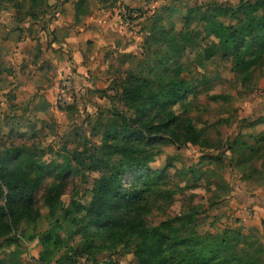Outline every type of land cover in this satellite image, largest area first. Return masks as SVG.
Listing matches in <instances>:
<instances>
[{
    "label": "rangeland",
    "instance_id": "374dc122",
    "mask_svg": "<svg viewBox=\"0 0 264 264\" xmlns=\"http://www.w3.org/2000/svg\"><path fill=\"white\" fill-rule=\"evenodd\" d=\"M245 1L254 0H131L130 5L106 0L105 4L110 3L106 9L116 8L109 17H119L120 25H126V30L120 32L117 28L119 37L104 45L101 55V50L95 53L94 42H90L89 53L95 59L89 64L91 60L85 55V65L91 67L86 75L73 66L70 51L55 48L53 41L46 39V28L41 22L52 11L47 2L31 9L32 0H0L2 6L18 8L17 22L11 21V14L3 15L5 22H0V152L14 141L16 144L27 142L28 147L46 150V160L53 158L60 163L64 153L100 144L99 123L113 118L110 110L113 105L133 117L134 111L120 101V96L115 98L117 93L110 88L120 84V77H124L127 69L155 68L154 60L168 53L165 44L150 43L149 50L145 46L149 30L156 23L178 36L184 45L183 53L170 62L172 65L179 60L183 73L177 79L171 73L168 81L179 82L184 78L190 81L193 92L173 110L179 116L192 119L202 132V142L182 145L166 135L161 140L158 138L155 147L145 151L150 158L148 167L168 173L167 188L174 192L168 205L160 202L146 215L148 225L158 226L168 218L194 214L202 233L216 234L226 227L244 226L262 234L264 219L258 226H246L242 218L231 216L229 199L225 197L231 193L234 196L233 190L241 188L261 193L259 200L264 201V187H258L251 179H243L239 171L231 168L228 165L230 152L226 150L229 142L240 135L246 142L264 147V121L254 125L241 122L264 117V60L245 82L235 69L231 55L208 54L217 43L210 30L236 24L243 14L234 17L232 10ZM85 6L95 13L99 0H86ZM30 12L40 23L25 22ZM20 43L22 51L18 52L15 48ZM53 56L59 59V64L49 59ZM71 106L75 111L68 110ZM256 165L260 166L261 162L257 160ZM102 174L83 169L87 182L82 176L71 177L54 214L42 196L47 188L56 186V180L46 177L37 192L40 218L35 224H21L17 235L24 233L26 238L3 242L0 264H45L39 260L44 248L38 234L53 231L56 219H62L60 209L72 199L87 203L93 179ZM136 175L133 171L127 180L132 181ZM250 205L252 215L256 216L254 204ZM66 230L70 231L68 226ZM57 231L68 244L76 247V243L69 240V233L63 229ZM74 239L79 241V236ZM96 242L99 245L101 241ZM139 242L138 238L128 245L106 242V247L100 248L101 253L96 255L98 264L117 261L136 264L132 247ZM70 250L65 245L52 248L54 259L50 264L66 256L74 257ZM77 264H93V261L84 256L77 259Z\"/></svg>",
    "mask_w": 264,
    "mask_h": 264
},
{
    "label": "trees",
    "instance_id": "16d2710c",
    "mask_svg": "<svg viewBox=\"0 0 264 264\" xmlns=\"http://www.w3.org/2000/svg\"><path fill=\"white\" fill-rule=\"evenodd\" d=\"M32 1L31 9L44 6L48 0ZM85 4L86 0L77 2V22L91 12ZM3 8L1 4L0 10ZM232 11L234 17H239V13L243 17L238 18L236 24L210 30L217 43L208 54L231 55L235 69L246 82L264 60V0L242 2ZM27 16L39 21L32 12ZM149 36L145 41L148 50L150 43L155 42L165 44L168 53L154 60L155 68L127 69L124 77H120V84L110 88L117 93L114 97L120 96V101L135 115L131 117L113 105L110 109L113 118L99 123L100 144L64 153L60 163L53 158L46 160V150L28 147L27 142L16 144L14 141L0 152V202L3 200L0 203V248L3 242L26 238L24 233L17 235L21 224H35L40 218L37 192L46 177L56 180V186L47 188L42 196L54 214L71 177L82 176L84 182L88 181V177L82 175L85 169L103 174L93 179L87 203L72 199L60 209L62 219H56L54 233L51 230L38 234L44 248L39 258L42 263L50 264L54 259L50 250L65 245L70 247L74 257H63L56 264H77V259L84 256L98 264L96 255L101 253L100 248L106 247V242L128 245L138 238L140 242L132 247L136 264H264V232L261 234L257 229L236 226L226 227L216 234L202 233L194 214L168 218L158 226L148 225L146 215L160 202L168 205L174 192L167 188L168 173L148 167L150 158L145 151L155 147L158 138L161 140L166 135L182 145L202 142V132L192 119L179 116L173 110L193 92L190 81L184 78L179 82L168 81L171 73L174 79L183 73L179 60L172 65L170 62L183 53L184 45L178 36L156 23L149 30ZM68 110L75 111V108L71 106ZM263 121L264 117L241 122L254 125ZM226 150L230 152L228 165L231 168L239 171L243 179H251L258 187H264V147L250 144L240 135L229 142ZM257 160L260 166L256 165ZM133 171L137 175L128 181ZM67 226L70 231L66 230ZM57 229L69 233V240L75 242L76 247L68 244ZM75 236H79V241ZM96 240L101 241L99 245Z\"/></svg>",
    "mask_w": 264,
    "mask_h": 264
},
{
    "label": "crops",
    "instance_id": "0c3cea01",
    "mask_svg": "<svg viewBox=\"0 0 264 264\" xmlns=\"http://www.w3.org/2000/svg\"><path fill=\"white\" fill-rule=\"evenodd\" d=\"M78 1L79 0H48V5L51 7L52 11L47 15V18L41 22V26L46 28V39H50L51 42L53 41V46L55 48H62L63 51H70L74 57L73 66L78 69L79 73H86L87 75L91 67L90 65L86 67L85 55L91 60L89 64L95 59L92 53H89V47H91L90 42H94L92 45L95 47V53L98 54L99 50H101V55L103 46L113 43V41L119 37V33H117L116 29L120 28V32H122V30H126V25H120L122 22L119 17L115 19L109 17L116 8L110 6V8L106 9V5L110 4H105L106 0H99V6L95 10V13H92L93 9H91L88 15L82 17L81 21L77 22L76 5ZM119 1L124 2L125 5H130L132 3L131 0ZM17 11L18 10L14 6H4V8L0 10V22H5L4 16H6V14H11V21L17 22L15 18ZM25 22L28 24L40 23V21H34L29 17L25 19ZM21 45L22 43H20L15 50L18 52L22 51ZM49 59L56 64L60 63L59 59H56L54 56ZM77 83H80V80ZM233 191L235 197L232 196V193L225 197L229 199L228 206L231 207V216L242 218L246 226H258L260 220L264 219V201L262 202L259 200V194L261 193L253 191L252 194L241 188H237V191ZM241 194L242 197H244L243 199H241ZM255 194L256 198L252 199ZM262 195H264V192ZM251 203L254 204L253 209L257 210V212L255 211L257 213L256 216L252 215Z\"/></svg>",
    "mask_w": 264,
    "mask_h": 264
},
{
    "label": "water",
    "instance_id": "95a60500",
    "mask_svg": "<svg viewBox=\"0 0 264 264\" xmlns=\"http://www.w3.org/2000/svg\"><path fill=\"white\" fill-rule=\"evenodd\" d=\"M7 196V195H6Z\"/></svg>",
    "mask_w": 264,
    "mask_h": 264
}]
</instances>
